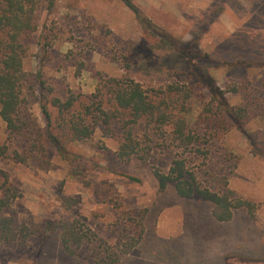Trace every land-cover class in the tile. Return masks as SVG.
<instances>
[{
	"label": "rangeland",
	"instance_id": "obj_1",
	"mask_svg": "<svg viewBox=\"0 0 264 264\" xmlns=\"http://www.w3.org/2000/svg\"><path fill=\"white\" fill-rule=\"evenodd\" d=\"M130 1L159 35L143 29L120 0H37L36 27L22 40L29 81L22 86L20 130L10 132L0 118V169L20 195L12 205L18 222L41 232L25 246L0 244V264H96V253L100 259L105 249L137 239L119 264H264V0ZM183 43L199 48L203 57L194 63L214 79L229 107L242 109L241 129L224 118L214 126L204 120L210 98L186 75L177 53ZM121 77L160 97L168 86L191 88L188 98L173 100L187 109L183 116L200 136L202 154L189 160L196 182L212 192L226 182L235 198L254 205V218L238 209L232 221L218 223L210 203L181 200L172 186L159 192L153 168L166 173L175 151L168 127L163 134L149 131L146 164L118 160L115 128L74 140L71 122L99 99L124 117L99 92L104 79ZM69 97L74 104L66 109ZM145 131L140 125L136 133L143 138ZM14 153H25L26 163L15 162ZM62 195L79 203L66 210ZM73 219L98 240L71 257L55 226Z\"/></svg>",
	"mask_w": 264,
	"mask_h": 264
},
{
	"label": "trees",
	"instance_id": "obj_2",
	"mask_svg": "<svg viewBox=\"0 0 264 264\" xmlns=\"http://www.w3.org/2000/svg\"><path fill=\"white\" fill-rule=\"evenodd\" d=\"M120 1L133 12L143 29L159 35L158 29L130 0ZM36 4L37 0H0V118L10 132L20 130L17 116L22 102V86L29 81L27 73L23 70L22 40L36 27L34 15ZM159 38L166 46H172L171 42L164 37ZM177 53L185 62V72L189 80L200 82L208 92L210 100L206 104L204 120L214 126L224 118L234 124L237 129H241L242 109L229 107L225 101V93L216 85L214 79L194 63L203 57L199 48L197 46L188 48L183 43L179 45ZM101 85L99 89L101 95L104 97L110 95L109 101L117 108V111L124 114V117L117 118L111 109H105L104 103L99 99L86 108L82 118L71 122L70 128L74 140L89 139L99 127L111 133L115 128L119 133V147L116 152L118 160L128 162L136 157L146 164L153 143L149 131H153L154 134L158 132L163 134L164 128L168 127V140L175 151L166 173L153 168L159 192H164L168 186H172L181 200L197 197L210 203L211 218L218 223L232 221L234 210L238 209H245L248 216L251 219L254 218V205L250 201L235 198L234 192L227 187L226 182L223 183L221 192H212L206 187H200L196 182V174L191 170L189 160L192 156L202 154L201 147H197L200 136L188 126L183 116L187 109L184 107L180 109L179 105L182 104L173 100L179 95L188 98L190 87L168 86L160 97L157 94H148L138 82L125 77L104 79ZM73 104V97H69L62 106L69 109ZM140 125L147 129L143 135L144 139L139 138L136 133ZM12 159L17 163H26L27 156L25 153H14ZM0 177L3 178L0 183V244L5 247L25 246L29 239L40 234L41 230L18 222L12 205L20 195L17 189L8 183L7 174L1 169ZM130 180L136 181L133 178ZM60 202L64 209L70 210L79 203V199L62 195ZM55 228L58 230L63 249L71 257L84 244H93L98 240L97 236L89 228L84 227L78 219L61 220ZM138 243L137 239L117 251L105 249L100 259H98L99 254H95V262L96 264H119L121 254H129Z\"/></svg>",
	"mask_w": 264,
	"mask_h": 264
}]
</instances>
